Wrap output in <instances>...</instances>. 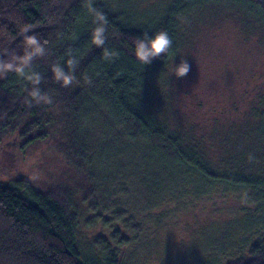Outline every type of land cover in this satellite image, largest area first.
Here are the masks:
<instances>
[{"label": "trees", "instance_id": "1", "mask_svg": "<svg viewBox=\"0 0 264 264\" xmlns=\"http://www.w3.org/2000/svg\"><path fill=\"white\" fill-rule=\"evenodd\" d=\"M112 2L91 0L92 7L107 16L103 47L118 54L105 60L103 49L91 42L95 25L89 0H0V58L24 54L22 30L29 26V35L47 41V54L35 59L32 69L42 77L41 90L53 99L51 105L29 106L25 101L31 83L14 72L0 76V138L20 131L26 141L43 130L48 112L59 111L69 132L87 124L106 130L105 144L92 151L95 158L113 159L126 145L152 177L162 171L159 177L170 183L179 173L193 177L201 194L220 184L243 190L251 199H264V85L237 104L233 119L240 123H219L226 118L219 112L218 125H205L199 132L195 124L186 130L172 123L173 93L162 87L169 83L176 57L191 47V35L185 39V16L191 19L194 11L207 6H216L218 13L229 8L243 12L264 31V0L161 1L159 15L150 22L130 12L121 15ZM161 30L173 40L169 53L142 64L134 54V39ZM68 50L80 63L73 86L65 88L55 82L52 66L67 70ZM52 119L48 123L55 121L54 115ZM157 177L150 186H159ZM125 231L116 230L111 241L101 240L104 256L92 258L78 242L79 217L69 195L43 193L27 180L0 182V264H122L119 249L135 238ZM232 264H264V236L250 246L248 259Z\"/></svg>", "mask_w": 264, "mask_h": 264}, {"label": "rangeland", "instance_id": "2", "mask_svg": "<svg viewBox=\"0 0 264 264\" xmlns=\"http://www.w3.org/2000/svg\"><path fill=\"white\" fill-rule=\"evenodd\" d=\"M161 1L167 2L112 3L121 15L130 12L150 22L159 15ZM215 8L185 16L191 47L176 57L175 66L185 59L190 71L177 78L172 70L162 86L173 93L172 123L182 129L214 127L219 112L226 114L219 123H240L233 119L237 104L264 85V31L239 10L218 13ZM52 114L57 123H48ZM66 120L59 111L48 112L43 130L25 138L30 144L20 131L0 138V182L27 180L43 193L69 195L79 217L78 242L88 256L102 258L101 240L128 230L135 238L120 247L122 264H232L248 259L250 246L264 236V199L220 184L201 194L193 177L179 173L170 183L159 177L162 171L152 177L126 145L113 159L95 158L92 151L105 144L106 130L87 124L69 132ZM156 177L159 186H150Z\"/></svg>", "mask_w": 264, "mask_h": 264}, {"label": "clouds", "instance_id": "3", "mask_svg": "<svg viewBox=\"0 0 264 264\" xmlns=\"http://www.w3.org/2000/svg\"><path fill=\"white\" fill-rule=\"evenodd\" d=\"M88 7L89 11L93 13L92 23L95 25L91 34V42L95 46L103 49V57L105 60L112 59L118 54L103 47L108 40L107 16L103 11H99L92 7L91 0H89ZM30 30L29 26L24 27L22 30L25 46L22 56L13 53L8 59L0 58V76H4L9 72H14L19 77L31 83L32 88L28 92L29 98H26L25 101L29 106H31L33 102L37 105L42 103L51 105L53 103L52 97L43 92L39 87L42 81L41 75L32 69L33 61L47 54V41L41 43L40 39L35 34H28ZM134 44L135 57L142 64L149 65L154 59L161 58L169 53L173 45V40L167 31L161 30L153 36H149L145 33L143 38H135ZM65 55L69 57L66 61L67 70L60 64H54L52 66V72L54 73L55 82L61 83L62 87L67 88L76 80L75 72L80 61L73 55L71 50H68ZM189 71L190 65L185 59H182L179 65H176L173 69V73L177 78L185 77Z\"/></svg>", "mask_w": 264, "mask_h": 264}]
</instances>
